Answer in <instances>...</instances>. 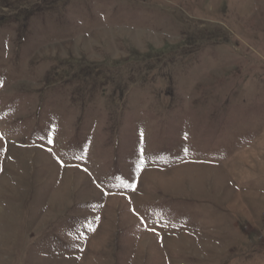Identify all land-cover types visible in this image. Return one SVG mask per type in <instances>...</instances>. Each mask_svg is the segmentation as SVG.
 <instances>
[{"label": "rangeland", "instance_id": "1", "mask_svg": "<svg viewBox=\"0 0 264 264\" xmlns=\"http://www.w3.org/2000/svg\"><path fill=\"white\" fill-rule=\"evenodd\" d=\"M0 264H264V0H0Z\"/></svg>", "mask_w": 264, "mask_h": 264}, {"label": "snow or ice", "instance_id": "2", "mask_svg": "<svg viewBox=\"0 0 264 264\" xmlns=\"http://www.w3.org/2000/svg\"><path fill=\"white\" fill-rule=\"evenodd\" d=\"M126 186H129V185H126ZM90 227V226H89Z\"/></svg>", "mask_w": 264, "mask_h": 264}]
</instances>
